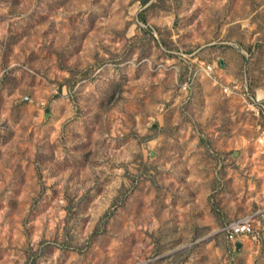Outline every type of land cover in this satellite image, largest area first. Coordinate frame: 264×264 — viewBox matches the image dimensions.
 <instances>
[{
  "label": "rangeland",
  "instance_id": "obj_1",
  "mask_svg": "<svg viewBox=\"0 0 264 264\" xmlns=\"http://www.w3.org/2000/svg\"><path fill=\"white\" fill-rule=\"evenodd\" d=\"M228 85L264 97V0H0V264H264Z\"/></svg>",
  "mask_w": 264,
  "mask_h": 264
},
{
  "label": "built area",
  "instance_id": "obj_2",
  "mask_svg": "<svg viewBox=\"0 0 264 264\" xmlns=\"http://www.w3.org/2000/svg\"><path fill=\"white\" fill-rule=\"evenodd\" d=\"M224 91L228 95L238 93L243 98L246 109L260 121L257 126V144L264 157V97L252 95L248 88L243 90L240 87L232 88L230 85L224 87ZM221 233L235 248L245 240L259 246L264 245V210L250 213L226 224Z\"/></svg>",
  "mask_w": 264,
  "mask_h": 264
},
{
  "label": "water",
  "instance_id": "obj_3",
  "mask_svg": "<svg viewBox=\"0 0 264 264\" xmlns=\"http://www.w3.org/2000/svg\"><path fill=\"white\" fill-rule=\"evenodd\" d=\"M241 245H239V247H240Z\"/></svg>",
  "mask_w": 264,
  "mask_h": 264
}]
</instances>
